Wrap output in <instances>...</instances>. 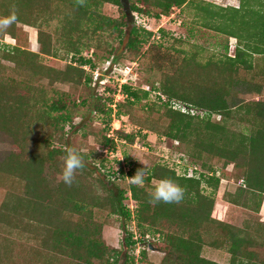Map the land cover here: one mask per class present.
Instances as JSON below:
<instances>
[{"label":"trees","instance_id":"16d2710c","mask_svg":"<svg viewBox=\"0 0 264 264\" xmlns=\"http://www.w3.org/2000/svg\"><path fill=\"white\" fill-rule=\"evenodd\" d=\"M129 1L134 24L125 43L120 40L129 55L138 56L153 35L139 18L160 20L188 4H194L203 26L237 40L233 54L228 44L223 53L206 58L197 49H181V59L170 61L162 71L159 87L146 90L121 84L126 99L119 103L117 114L130 115L134 105L146 100L147 119L137 123L184 144L187 156L201 160L202 171L180 174L174 167L154 163L144 183L137 185L127 180L137 167L127 172L120 167L122 186L114 187L113 175L96 165L100 152L116 147L115 138L106 133L113 120L115 92L108 86V95H94L95 111L106 126L94 133L97 147L84 141L83 146L90 148L84 152L68 139L66 126H73L86 100H65L68 93L55 84L93 81L95 59L84 51L94 49L91 56H95L104 45L113 63L120 60L121 54H115L106 37L126 34V14L123 10L120 18H113L100 10L106 2L122 7L120 0H0V20L16 16L9 26L0 25V39L9 35L16 40L11 47H0V132L19 149L0 161V186L7 190L0 204V264H22V259L23 264H223L203 256L206 246L228 253V264H264L260 256L264 251V99L238 97L239 92L264 95V0H240L238 7L205 0ZM23 26L37 29V51L20 44L26 33ZM70 54L72 60L64 68L41 61L42 55L62 60ZM151 91L167 99L150 101ZM179 103L185 111L175 107ZM154 113L161 116L156 119ZM159 122L163 127H156ZM117 133L121 139L135 140V135ZM69 148L77 149L85 162L71 186L62 181ZM214 159L224 168L232 164L238 170L231 176L237 182L235 190H226L223 199L249 212L241 225L227 221L224 209L216 208L223 178L217 175ZM57 175L60 178L53 179ZM162 179L185 188L183 201L151 202L153 180ZM96 210L108 213L107 222L113 216L121 220L122 249L107 244L104 222L96 219ZM133 222L135 231L128 228ZM16 236L35 246L22 244L18 250ZM139 243L141 250L135 255ZM148 250L162 252L161 261L152 263Z\"/></svg>","mask_w":264,"mask_h":264},{"label":"rangeland","instance_id":"374dc122","mask_svg":"<svg viewBox=\"0 0 264 264\" xmlns=\"http://www.w3.org/2000/svg\"><path fill=\"white\" fill-rule=\"evenodd\" d=\"M205 1H210L221 6L238 7L240 5V0ZM100 10L103 14L109 15L113 18H120L123 15V8L113 3H104ZM139 21L147 30L152 31L153 35L150 41L141 47L138 56L129 55V52L126 51L124 44L128 37V27L126 26L124 27V30L127 35L124 34L123 37L119 38L112 33L110 36L107 35L108 37H106V41L115 47V54H121L120 60L117 63H113L111 58H109L112 56H109L108 52L105 51L104 45L97 49L98 54L95 56H91L94 49L89 52L84 51V55L95 59L96 68L92 72L93 81L88 85H75L67 82L55 84L57 89L68 93V96H65V100L76 101L77 103L86 100L85 106L80 108L74 118L72 123L73 126H66L69 141L84 152H89L90 148L83 146L82 143L85 141L88 146L97 147L94 133L97 131H103L106 127L102 115L95 111L94 104L96 103V99L94 95L99 92H105L107 93L106 95H108L107 90H105L106 86L115 90L113 95L114 101L112 103L113 120L106 133L115 138L116 147L115 150L107 149L103 150L102 153L100 152L98 156L99 160L96 161V165L102 172H105L108 175L110 173V177L113 175L111 179H115L114 187L122 186L120 167H123L125 172L129 171L133 166L137 167V170L143 168L142 170L145 171L146 175L154 163H162L174 167L180 174L185 172H187L188 175L197 174L194 173L195 169L199 172L202 171L201 160L194 162L192 158L187 156L184 144L157 134L147 128H142L137 123L139 120L147 119L148 113L144 106L146 100H143L140 104L134 105L130 115L126 113L117 114L119 111V103H124V100L126 99L125 95L121 92V84L126 83L134 88H143L146 90H150L152 86L159 87L163 76L162 71L168 68L170 61H176L179 59L181 49L186 51L197 49L200 52V56L206 58L212 54L223 53L226 44L229 45V54H233L237 44L235 38H229L216 30L203 26L202 20L196 15L194 4H188L182 8H174L169 15L162 17L160 20L154 18L148 19L143 16L139 18ZM53 25L55 26L56 23L53 22L52 27ZM52 27L50 28L51 30ZM162 29L165 33L161 32ZM23 30L26 33H23V36L20 39V44L27 45L29 49L37 51L39 49L37 29L31 26H23ZM25 34H27V40H25ZM120 40H124V43H121ZM15 43L16 40L9 35L0 39V47H11ZM159 44L161 46H158ZM152 47L155 49L153 48V50ZM71 55L72 54L62 60L52 56L42 55L41 61L45 64L64 68L66 64L72 60ZM255 60L257 61L256 58ZM4 63L12 65L11 62L8 61H4ZM43 82L47 83V80H43ZM238 97L245 100L253 98L264 99V95L242 92H239ZM165 99H167L166 96L159 91H151L150 93V101L162 103ZM160 116L161 113H154L156 119ZM213 118L218 120L220 119V116L214 115ZM161 122L165 124V120H161ZM159 123H157L156 127H163V123ZM233 126L240 129V126L238 125ZM117 130L122 131V133L135 135V140L130 142L121 139ZM84 135L87 136L86 139H84ZM18 151L19 149L13 144V140L0 132V161H2V159L8 154ZM101 158L104 160L100 161ZM216 160L217 159H214L212 164L218 171L217 175L223 178V182L220 183V187L216 194V200H218V202L221 200L220 202L222 203V195L224 192L226 190L234 191L237 186L236 180L231 176L234 173L237 174L238 170H236L232 164H229L224 168L223 162ZM59 178L60 177L57 175L53 179L56 180ZM127 180L132 181L131 176H127ZM158 182L159 181L157 180H153L154 184ZM6 191L7 190L4 186H0V204L5 197ZM208 191H210L209 188L206 189V192ZM128 202L133 204L131 200ZM132 204H130L131 207H133ZM235 206L229 208L228 219L236 225H241L244 218L248 217L249 212L243 210V208ZM216 207L223 208L217 203V201ZM261 213L264 215L263 205ZM107 215L108 213L106 211L100 212L96 210V219L100 222H104L103 237L108 245L122 249L125 233L120 226L121 220H118V216H113L109 218V221L111 222H107ZM128 228L135 231V223H128ZM16 241L18 242V250L22 248V244L27 245L26 247L29 248L35 246L33 242L28 240L24 241V239L19 236H16ZM141 246L142 243L137 245L134 252L135 255L140 253ZM202 254L209 259L222 261L226 264H228L230 260V255L228 253L207 246L204 247ZM148 255V258L152 263H159L163 257V253L156 250H148ZM260 256L261 258L264 257V251L260 252ZM23 263L24 260L22 259V264ZM65 263L67 264V262Z\"/></svg>","mask_w":264,"mask_h":264},{"label":"clouds","instance_id":"9594fccd","mask_svg":"<svg viewBox=\"0 0 264 264\" xmlns=\"http://www.w3.org/2000/svg\"><path fill=\"white\" fill-rule=\"evenodd\" d=\"M16 21L15 14L0 20V25L7 27ZM85 167L82 154L75 148H69L64 160L62 170V181L64 184L71 186L76 178V173ZM143 169V168H142ZM138 169L134 176L131 177L132 182L141 185L145 180V171ZM185 188L171 179H162L155 184L151 192L152 203H180L185 197Z\"/></svg>","mask_w":264,"mask_h":264},{"label":"water","instance_id":"95a60500","mask_svg":"<svg viewBox=\"0 0 264 264\" xmlns=\"http://www.w3.org/2000/svg\"><path fill=\"white\" fill-rule=\"evenodd\" d=\"M123 10L126 14L127 17V23H128V29H127V34L129 35L131 32V29L133 27L134 24V14L131 10V6H130V1L129 0H120Z\"/></svg>","mask_w":264,"mask_h":264},{"label":"crops","instance_id":"0c3cea01","mask_svg":"<svg viewBox=\"0 0 264 264\" xmlns=\"http://www.w3.org/2000/svg\"><path fill=\"white\" fill-rule=\"evenodd\" d=\"M222 182H223V179H222ZM221 182V183H222ZM223 196V195H222ZM221 200H219V202H220ZM218 202V200H217V203L220 205V206H222L223 208H221V207H216L217 209H219V210H221V209H224V211H225V219L227 220V221H229V214H228V211H229V208L231 207V206H235V205H233V204H230V203H228V202H226L224 199L222 200V203L220 202L219 203ZM263 206H264V204H263ZM235 207H239V206H235ZM239 208H241V207H239ZM231 210V209H230ZM244 210V209H243ZM229 222H231V221H229ZM216 250V249H215ZM218 262H221V263H223V264H226V263H224V262H222V261H218Z\"/></svg>","mask_w":264,"mask_h":264},{"label":"built area","instance_id":"2783aa9c","mask_svg":"<svg viewBox=\"0 0 264 264\" xmlns=\"http://www.w3.org/2000/svg\"><path fill=\"white\" fill-rule=\"evenodd\" d=\"M175 107L176 108H181L183 111H185L186 110V106H184V105H182V104H175Z\"/></svg>","mask_w":264,"mask_h":264}]
</instances>
